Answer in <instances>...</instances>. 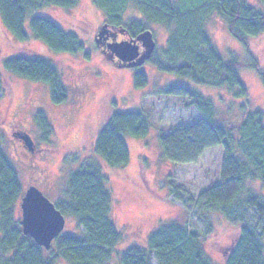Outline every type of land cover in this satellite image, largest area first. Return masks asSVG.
Instances as JSON below:
<instances>
[{
    "label": "trees",
    "instance_id": "1",
    "mask_svg": "<svg viewBox=\"0 0 264 264\" xmlns=\"http://www.w3.org/2000/svg\"><path fill=\"white\" fill-rule=\"evenodd\" d=\"M103 17V44L118 39L137 42L148 39L152 45L141 47L133 63V84L147 85V76L138 66L144 60L158 72L173 74L180 82L162 85L155 96L172 95L189 100L198 119L178 126L167 134H158L160 157L172 163H193L205 149H222L219 182L190 199L199 212L214 211L232 227L222 244V262L205 249L203 238L191 232L186 223H159L149 234L143 248L131 246L120 253L119 264H264V110H247L236 123L216 120V105L194 85L222 88L234 98H245L247 88L240 76V60L225 57L213 43L207 23L216 15L226 24L229 34L248 54V65L255 69L264 84L261 68L253 52V42L264 41V0L257 5L250 0H91ZM78 0H0V20L11 38L25 42L32 36L54 53L74 54L83 49L77 34L63 29L52 18L33 15L45 6L71 9ZM134 10L142 18L128 16ZM164 25L168 32L165 47L154 41L152 25ZM122 40V39H121ZM143 44V43H142ZM48 85L50 100L61 104L70 97L55 64L41 54L14 55L3 62L0 70V93L4 88L2 72ZM243 106V105H242ZM241 106V107H242ZM40 138L47 141L54 133L42 110L34 113ZM150 114L141 109L111 110L98 129L94 153L110 167L128 164L126 137L146 136L151 128ZM15 134V135H14ZM14 137L22 139L17 132ZM107 177L93 164H83L67 175L65 188L54 204L70 217L77 232L62 231L49 249L35 243L22 232L19 224L23 188L12 161L0 146V264H108L121 234L111 216V196L106 189ZM171 195L178 196L177 186L168 181ZM258 215L257 225L247 221L248 211ZM207 232L210 224L202 214ZM222 248V247H221Z\"/></svg>",
    "mask_w": 264,
    "mask_h": 264
},
{
    "label": "rangeland",
    "instance_id": "2",
    "mask_svg": "<svg viewBox=\"0 0 264 264\" xmlns=\"http://www.w3.org/2000/svg\"><path fill=\"white\" fill-rule=\"evenodd\" d=\"M250 3L256 6L257 0H250ZM32 14L50 17L63 29L75 32L83 42V49L74 54L52 52L35 40L28 21L25 24L28 40L17 42L0 20V70L10 56L41 54L55 64L70 95L64 103L54 104L47 84L2 72L0 146L17 170L23 192L35 185L54 203L61 197L69 171L83 164H93L107 177L110 216L121 234L108 264H119L120 253L131 246L146 247L149 234L159 223L172 222L186 223L191 232L203 238L208 254L222 262V242L232 227L218 213L199 212L190 202L201 191L219 182L221 147L205 149L193 163H172L159 154L158 134L165 135L178 126L190 125L199 117L192 107H186L189 100L184 97L154 95L158 87L180 82V79L158 72L154 66L140 60L138 66L147 76V85L136 88L133 71L138 67L133 62H120L105 48L101 35L103 17L91 0H78L71 9L45 6ZM136 15L134 10L128 11V16L142 18ZM152 28L155 44L164 48L168 34L166 27L154 24ZM207 30L225 57H238L240 76L247 88L245 98H234L222 88L194 85L215 103L216 120L236 123L247 110H264V84L258 72L248 65V54L242 44L229 34L224 21L216 15L208 20ZM125 38L118 32L119 40ZM151 45L148 39L140 40V49ZM253 52L260 67L264 68V41L253 42ZM138 108L150 114V131L140 138L127 136L128 164L123 168L110 167L93 151L96 133L111 110ZM37 110L45 112L53 127L54 133L47 141L40 138L34 123ZM20 129L32 137L36 148H40L33 154L36 171L29 167V161L33 160L29 156L30 150L13 135ZM169 179L177 186L179 197L170 194ZM202 214L207 216L206 223L210 224L207 232ZM257 218L255 210L250 209L247 221L257 225ZM63 231L77 232L70 217L65 218ZM57 264L67 263L60 260ZM151 264H157L153 255Z\"/></svg>",
    "mask_w": 264,
    "mask_h": 264
},
{
    "label": "water",
    "instance_id": "3",
    "mask_svg": "<svg viewBox=\"0 0 264 264\" xmlns=\"http://www.w3.org/2000/svg\"><path fill=\"white\" fill-rule=\"evenodd\" d=\"M120 62L132 63L140 56V45L128 39L112 40L105 44ZM25 146L30 150L34 145L32 137L25 131L17 132ZM15 135V134H14ZM22 232L35 243L49 249L52 241L63 231L65 216L55 207L40 189L30 185L20 199Z\"/></svg>",
    "mask_w": 264,
    "mask_h": 264
},
{
    "label": "flooded vegetation",
    "instance_id": "4",
    "mask_svg": "<svg viewBox=\"0 0 264 264\" xmlns=\"http://www.w3.org/2000/svg\"><path fill=\"white\" fill-rule=\"evenodd\" d=\"M19 131H24V130H19ZM12 134V133H11ZM23 142V141H22ZM24 143V142H23ZM38 151L40 150V148H36L35 144L32 146V149H30V152H29V156H31V158L33 160H30L29 161V167L33 170V171H36V168H37V164H36V161L34 160V157L33 154L35 153V151Z\"/></svg>",
    "mask_w": 264,
    "mask_h": 264
}]
</instances>
